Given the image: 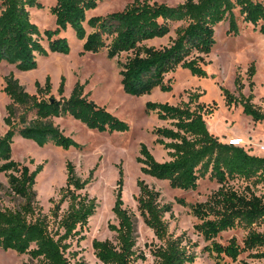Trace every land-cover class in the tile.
<instances>
[{
    "label": "trees",
    "instance_id": "obj_1",
    "mask_svg": "<svg viewBox=\"0 0 264 264\" xmlns=\"http://www.w3.org/2000/svg\"><path fill=\"white\" fill-rule=\"evenodd\" d=\"M98 5L99 0H56L51 7L56 27L42 31L31 14L32 8H44L41 0H0V61L30 70L38 65V56L69 53L71 44L63 32L71 28L84 40L85 52L106 49L111 59L127 53L125 61H118L123 88L128 94L142 96L158 87L171 91L173 86L166 82V76L178 68H186L199 77L208 76L205 56L217 43V25L229 20V31L239 33L236 10L264 35V0H185L177 5L133 0L122 10L88 18V12ZM86 22L92 31H88ZM174 23L180 24L168 44L147 43L170 34ZM256 73V63L252 62L247 70L249 95L244 93L245 83L240 74L234 81L238 94L225 86L221 90L226 105H241L243 112L257 122L264 120V110L254 102ZM35 85L36 91L30 92L14 72L5 77L3 90L10 102L5 117L8 129L5 133L0 130V172L8 177L9 193L18 202L12 207H0V247L29 254L30 260L24 264H71L72 257L78 255L72 249L74 241L79 244L87 238L85 230L98 207L97 198L87 191L95 168L83 178L68 160L66 184L61 187L59 197L50 198L52 206L45 212L36 190L44 163L32 170L28 164L14 159V138L20 135L39 146L54 144L69 150L82 145L65 134L56 117L70 114L90 128L111 133L129 130L130 125L92 100L85 92V83L78 81L69 97L64 94L65 76L59 97L53 93L51 76L44 83L36 81ZM201 95L191 93L188 101L179 104L146 103L148 111H156L161 120L170 121V126H158L153 132L157 143L169 149L171 158L160 161L146 143H141L137 160L144 173L168 180L174 188L195 190L200 178L207 175L216 180L219 187L206 200L179 201L189 206L198 220L195 230L207 242L202 252L217 263L229 258L240 264H252L241 256L248 253L250 258L264 259V194L256 189L264 185V155L253 153L244 145L224 142L212 132L206 116L213 115L217 102L207 105L200 101ZM119 173L113 206L117 223L109 224L116 233L115 239L95 238L93 248L104 264H138L139 260H147V255L137 249V217L125 205L122 166ZM236 181L245 185L237 186ZM138 186V210L158 240L149 244L154 264L194 263L200 243L186 231L179 235L170 231L166 216L173 215V204L163 202L161 192L145 180L139 179ZM65 202L68 208L63 211ZM239 228L245 231L242 239L233 235L225 242L220 240L224 232Z\"/></svg>",
    "mask_w": 264,
    "mask_h": 264
},
{
    "label": "rangeland",
    "instance_id": "obj_2",
    "mask_svg": "<svg viewBox=\"0 0 264 264\" xmlns=\"http://www.w3.org/2000/svg\"><path fill=\"white\" fill-rule=\"evenodd\" d=\"M133 0H99L96 9L88 12V18L94 15H105L110 12L122 10ZM164 2L169 5H177L185 0H152ZM44 8H32L33 21L42 31L55 28V16L51 7L56 0H41ZM239 23V33H231L229 20H224L217 25V43L212 52L205 56L204 67L208 76L199 77L193 75L186 68H178L177 71L167 74L166 82L171 83V91H163L159 87L152 93L135 96L125 92L122 85L121 67L118 61H125L127 53L120 57L108 58L107 50L100 52H85L84 40L77 37L71 28L63 32L70 41L69 53L51 52L48 56H38V65L30 70H21L15 64L0 61V130L5 133L8 126L5 123L7 115L6 105L10 102L9 96L4 92L5 77L14 72L20 81L30 92L36 91V81L45 82L49 75L52 79L53 93L59 97V87L62 77H66L65 96L69 97L78 81L85 83V92L97 104L105 106L107 110L122 120L129 123L126 131H99L90 128L73 115L59 116L55 118L57 124L66 135L72 136L81 148L71 147L63 149L54 144L39 146L35 141L26 139L20 135L14 138L12 144L13 158L26 163L33 170L40 163H44V169L37 177L36 190L38 199L49 212L52 206L51 197H59V191L66 184V163L71 160L76 165L77 173L87 178L90 171L95 168L93 181L88 185L87 191L97 198L98 207L96 213L90 218L88 228L85 230L87 238L79 244L74 241L73 250L78 251L76 257H72L71 264H104L99 260L93 248V240L115 239L116 233L109 228L110 223H117L113 212L116 198L117 182L120 177V166L124 170L123 198L125 205L132 210L137 217L138 242L137 249L147 255V260H139L138 264H154L149 244L158 242L153 230L148 227L138 210L137 196L140 189L138 180H145L150 186L161 192L163 202L173 204V215L167 214L170 223V231L176 235L186 231L194 241H198V258L192 264H240V261H232L226 258L220 263L211 258L207 252H202L206 245L204 238L195 230L197 218L192 214L191 208L182 204L179 199L188 203L206 200L210 194L219 187L216 180L207 175L199 180V186L195 190L174 188L168 180L158 179L144 173L142 164L138 162L141 143H146L160 160H169V149L157 143V136L153 130L158 126H170V121L161 120L156 111H148V101L170 102L179 104L188 101L190 94L201 93L200 101L207 105L217 102L213 115L206 116L210 130L217 134L224 142H230L231 137L243 139L245 148L257 154L264 155L261 149L264 145V120L254 121L243 112L241 105L229 107L226 105L221 86H225L237 93L235 78L242 76L245 83L244 93H251L247 70L252 62L256 63L257 73L254 77L253 89L254 102L264 110V35L251 23H247L236 10ZM180 23H174L170 34L165 37L148 40L150 45L162 46L175 37V29ZM88 31L92 28L86 22ZM44 43L47 45L48 41ZM237 186L245 185L243 181H236ZM258 193L264 194V185L256 187ZM18 199L9 193L8 177L0 172V207L14 206ZM68 208V202L63 205V211ZM245 231L241 228L226 231L221 241L225 242L233 235L243 238ZM241 258L248 259L252 264H264V259L248 257L245 253ZM30 260L29 254H19L16 251L4 250L0 247V264H24Z\"/></svg>",
    "mask_w": 264,
    "mask_h": 264
},
{
    "label": "built area",
    "instance_id": "obj_3",
    "mask_svg": "<svg viewBox=\"0 0 264 264\" xmlns=\"http://www.w3.org/2000/svg\"><path fill=\"white\" fill-rule=\"evenodd\" d=\"M230 142H231V143H234V144H239V145H241V143H243L244 140L241 139V138H240V139H236V138H234V137H231ZM261 149L264 150V145H262Z\"/></svg>",
    "mask_w": 264,
    "mask_h": 264
},
{
    "label": "crops",
    "instance_id": "obj_4",
    "mask_svg": "<svg viewBox=\"0 0 264 264\" xmlns=\"http://www.w3.org/2000/svg\"><path fill=\"white\" fill-rule=\"evenodd\" d=\"M253 153H255V152H253ZM255 154H257V153H255ZM259 155H262V154H259Z\"/></svg>",
    "mask_w": 264,
    "mask_h": 264
}]
</instances>
